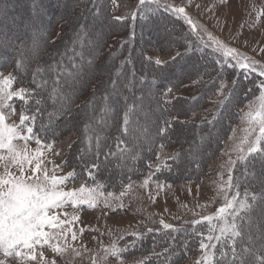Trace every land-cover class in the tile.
<instances>
[{"label": "rangeland", "instance_id": "374dc122", "mask_svg": "<svg viewBox=\"0 0 264 264\" xmlns=\"http://www.w3.org/2000/svg\"><path fill=\"white\" fill-rule=\"evenodd\" d=\"M43 1L45 2H41L40 0H0V50L1 48L3 50H14V44L16 43H12L14 41H23V48L20 51L21 55L16 56V58H20L18 61H22V64L18 66L19 70L23 72L24 68L30 67L31 57L38 64L35 70L37 73L32 76V79L43 93V107H46L45 111L41 110L44 118H42L43 121L39 127L48 133L55 130V128L62 129L67 127L64 123L66 115L70 111L68 108L70 107L68 103L69 99L74 94H79V89L84 85L86 88L88 81L85 76L87 75L88 77V73L92 77V80L102 81L107 78V82L104 85L106 88L96 100L93 102L86 101L89 103L81 110L83 113L78 111L79 114L82 113L81 116L85 122L81 125L75 124V127H81L82 137L91 141V143L93 141V144L86 143L84 150H80L81 144L78 143V145H75L72 159L76 164L79 161H84V164H88L90 159H93L94 162H99L98 173H93L96 178L95 180L89 178L87 181L79 180L77 179L80 176L79 173L75 179H69L63 186L67 190L79 188L82 184H87L90 187H94L96 184H102L103 188L100 190L103 191L104 196L98 200L95 207L81 204L77 207L68 205L63 209L56 210L61 213V219H68L70 221L65 226V229L70 228L71 231L67 232L66 238L59 240L61 246L67 248V251L63 254L55 253L49 246H44L43 248H37V253L43 252L44 260H41L39 255L36 261L20 262L15 258L5 260L2 253H0V260H5V264H53V261L55 264H94V261L95 264H140L142 259L140 256L127 257L122 254L120 257H116L106 253V250L110 253L113 243L122 249V247H125L128 239L137 237L149 229L161 230L164 228L159 223L161 220L166 224L177 227L182 223H193V221L201 220L202 217L212 216L219 207L226 203L225 197L231 200L237 190L240 193L237 199H244L245 193L240 189V186H238V189L235 186L237 176L240 173H244L248 163L239 160L240 153L235 150V146L238 144L240 138L244 136V132L242 131L245 127V123L242 120L243 113L248 111V105L255 97L242 107L241 113L237 114L238 116L235 114V124L233 123L229 126V135L225 139L223 147L216 151V155L208 163L206 162L207 164L205 163L204 177L202 179H190L179 182H165L162 179H155L154 174L157 166L166 165V162L175 155L176 150L174 146L163 145V148H161L160 145L156 147L154 160L150 162V166H148L149 170L144 172L143 176L126 180L118 187L110 189L109 185L118 184L117 181L113 182L114 179L122 177V175L129 173L131 170H135L137 167H134L128 161V157L130 156H127L126 159L112 158L109 154L106 159L102 157L100 144L99 149H97V133L100 136L104 133L105 128L110 125L115 129L118 112H124L127 108L128 101L132 102L134 109L129 113L132 121L130 125L136 129V133L131 132L129 137L131 140L134 139L137 145L142 146L140 149L138 147L135 148L132 157L138 152H148L151 149L150 147L154 141V137L156 138V135H158L153 125L160 117V114H158V111L152 113L153 109L157 107V103L151 99L152 92L146 89L147 87L141 82V79L138 78L133 86L127 81L126 73L128 69H124L122 72L119 69L118 63H116L118 59H116L115 63L111 62L110 64L106 62L109 58L102 61L101 57L106 55L105 52L112 53V50L110 51L108 49V45L106 46L107 49L103 45V37L107 31L114 28L113 25H110L104 19L105 12L102 6L95 7L98 12H88L86 10L87 5L83 3L81 8H84L85 11L82 15L74 19V21H71L73 20L77 7L82 3L81 0ZM111 2L113 5V15L116 18H129L133 17V14L135 16L140 15L141 17L147 16L151 12L153 14L157 9L169 13L178 19V22L184 28L183 40L187 41V47L190 50L197 51L189 53L185 58V63H189L186 64L187 66L183 71V68H178V70L182 71L178 73L179 75L196 70L199 64L200 66L204 65L206 68L208 62L204 59L199 60L198 55L200 53L198 52L216 55L217 61H221V63H218V67H221L224 60L223 55L221 52L214 50L215 45H213L209 34H211L212 38L222 42L227 47L235 48L239 53L247 55L252 60L258 62L256 72L236 68H233V70H241L242 73L248 74L250 72L254 75H259V70L264 68V0H159L160 6L150 2V0H146L143 6L140 5V0H111ZM50 4H54L55 6L52 7L59 9L62 14L67 13L66 16L72 25L71 27H65V31L67 29L72 31L70 32L72 39L68 42H62V45L52 46V49L56 53L55 56L51 55L52 59L49 60L53 76L46 78L44 72L40 70L44 62L41 60L40 63L36 56L48 50L44 38L48 25L44 24L46 23V19L43 18L39 20L41 24L38 23L39 31H32L28 26L33 24V20L30 21L28 15L34 7H37L38 10L36 11L39 13V17L48 16L51 13V8H46V6L48 7ZM165 5L183 7L185 13L177 14L171 8L166 9L164 7ZM40 12L44 13L42 14ZM84 13L86 14V19H84ZM185 14L196 25L195 32H193L191 25L184 19ZM144 20L147 21V19ZM162 22H155L156 26L158 23L160 24L156 28H153L149 22L142 25L141 29L143 30H140V36L157 45L163 44V41L168 42L169 38L165 37L174 35L173 28L165 21ZM165 24L167 25L164 26ZM147 28L149 29L148 31H146ZM122 39L123 36H119L117 42H121ZM35 53L38 55H35ZM148 54V57L155 62L159 59L163 63L165 60L173 57L176 52L164 54L159 51H149ZM58 57L61 58L59 59ZM10 59L9 56L7 61H12ZM68 60L74 66V71H69V68L64 65V62ZM102 63L105 64L103 65ZM229 63H234V61H231L229 58ZM9 74V70L0 69V76H7ZM163 75L166 79L167 75ZM211 77H213V74ZM187 78L184 77V79ZM176 79L178 78L170 77L168 80L175 81ZM44 81H46V84L41 86ZM46 85H48L47 88ZM230 86L231 81L227 79H221L215 88L212 85L207 86L208 91L204 93V99L205 101L207 99V104L209 105L189 113L188 120L200 122L205 118H211V113L216 111L217 107L223 103ZM20 87L21 85L14 84L13 90H17ZM142 88L144 89L143 91H141ZM30 90L36 91L34 87H30ZM137 93L139 97L143 95L144 98L135 99L134 97ZM176 93L189 98L197 95L195 90L190 89L180 90ZM86 95L84 94V96ZM41 101L37 104L36 109L34 106L30 108H33L36 112L39 109L38 105L41 107ZM20 102L17 98H13V101H11L16 109L15 114L12 113L11 109H5L8 123L19 124L21 109L26 108L27 110L28 108L27 105L25 107L19 105ZM54 113H57L58 120H61L60 123L57 118L54 119ZM26 114L29 113L26 111ZM76 116L78 117V115ZM138 116L142 117L143 120L140 122L135 121V118ZM225 117L226 114L224 113L223 120H225ZM68 120L67 122L71 123V116ZM26 125L29 126L28 124ZM221 127H223L221 124L218 128L214 127V134L203 135L199 139L193 140L194 142L191 148L186 149L181 154L178 161L179 165L175 166L177 173L182 174V176L184 175L183 178H185L188 172L196 173L200 170V167H198V163L200 165L201 161L199 156L203 153L200 152L199 148L201 149L204 146L206 148L208 147L206 150L207 153L215 152L216 147L213 148L214 136L219 129H222ZM177 131L180 132V130ZM190 133H192L191 130L187 132V135L190 136ZM75 140L76 133L70 131L69 133L64 132L59 139L51 142L40 140L41 145L37 144V137L34 135L27 144L29 151L43 146L44 167L48 169L50 174L63 176L75 169V166L66 158L67 149ZM17 143L23 146L24 141H17ZM47 145L52 146L50 150L46 147ZM93 145L96 148H92L91 146ZM97 155L98 157H96ZM240 168L241 171L238 173ZM229 170H231L233 176L232 184L234 186L232 188H228L227 186ZM2 171L3 168L0 167V172ZM11 171L19 174L15 168H12ZM107 178L109 182H107ZM146 180L148 181L147 185L144 183ZM106 185H108V188H106ZM260 190L264 191V183L261 185ZM108 193L112 195L109 196ZM259 208L260 210L263 209L262 211L264 212V200L261 202ZM65 212L68 213L67 217L63 215ZM73 216H77L78 219L73 220ZM261 218L263 220L264 215ZM227 219L231 223L232 217L228 216ZM203 222L208 225V228L211 227L207 221ZM222 223L223 221H212V224L216 225L214 235H219V225ZM254 226L256 229L252 232L254 233L256 230L260 236L255 248H261V244L264 245V222L260 227L254 224L251 228ZM259 228L260 231H258ZM249 230L247 229L243 235L246 233L249 234ZM72 232L76 234L75 240L72 239ZM207 235H209V232L205 234L204 238ZM257 236L255 234L253 239H256ZM125 239L127 240L123 242ZM225 239L228 238H222L217 244V248L215 249V262L221 258V251L228 255L232 252V246L224 244ZM236 239L238 237L235 238V241ZM53 242L55 243L56 241ZM205 242L208 243L206 239ZM211 243L217 242L213 240ZM228 244L232 245L231 239ZM244 248L249 250L250 246H236V253L238 254ZM76 253H79V255ZM106 254L107 259H104ZM203 254V251L199 247L198 251L191 253L182 264H197ZM255 257L261 258L264 257V254L261 253Z\"/></svg>", "mask_w": 264, "mask_h": 264}, {"label": "trees", "instance_id": "16d2710c", "mask_svg": "<svg viewBox=\"0 0 264 264\" xmlns=\"http://www.w3.org/2000/svg\"><path fill=\"white\" fill-rule=\"evenodd\" d=\"M41 2H45L40 0ZM81 5L77 7V10L74 12L75 15L73 20L76 19L79 15H82L85 11L82 7V4L87 5L86 10L88 12L94 11L98 12L95 8L96 6H102L105 12L106 21L113 25L110 31H107L103 37V45H108V49L110 52H105L106 55L101 57L102 61L109 58L106 62L107 64L115 63L116 59H118L119 69L123 72L124 69H128L127 71V81H129L132 86L135 85V81L139 78L141 82L146 85V89L151 90V99L157 103V107L153 109L154 111H158L160 117L157 121L154 122V127L156 128L157 134L156 138L154 137V141L151 145V149L148 152H138L133 157V152L135 148L142 147L141 145H137V142L134 139H130L129 134L131 132L136 133V129L133 128L130 123H132L131 118L128 117L129 122L125 126L124 124V113L127 111L130 113L133 108V103L128 101L127 108L124 112L119 113L116 116V128L110 125L105 128L104 133L100 136L97 133V137H99V144L101 155L106 159L108 156H112V158L117 157L116 159L127 158L130 161L131 165L137 167L135 170H131L129 173L122 175V177L118 179H114L113 182H118L117 185H109L110 189L118 187L121 183L126 180L136 179L144 175V172L149 170L148 166H150V162L154 160V153L156 152V147L160 145L165 146H174L175 147V155L166 162L165 167L159 168V170L155 171L154 178L162 179L165 182H179V181H188V180H198L204 177V165L209 162L216 155V151L223 147L224 141L229 135L228 129L229 126L233 123L235 124L237 114L241 113L242 107L252 98L256 97L259 94V85L262 81H264V77L260 75H254L253 73H242V71L233 70V67H229L224 64V66L218 67L217 57L213 54H205V52H198L199 60H206L208 65L206 68L204 65L199 64L198 68L191 72H186V74L179 75L185 67L187 66L185 63V58L189 55V53L197 52L196 50H190L187 47V41L183 40V25L178 22L174 16L169 13H166L162 10H155L152 14L149 13L147 16H135L117 19L113 15V5L111 0H81ZM54 4L46 6V8H51V13L48 16L39 17L36 10L37 7H34L28 17H30V21L33 24H30L28 27L32 31H39V20L43 18L46 19L47 30L45 32L44 38L46 46L48 47L47 52L43 54L40 53L36 58L40 61L43 60V64L40 67V70L44 72V76L50 77L53 76L51 72V63L50 59H52L51 55L55 56V52L52 49V46L62 45V42H68L72 39V35L68 29L65 31V27H71V22L67 18V13H61L59 9ZM81 8V9H80ZM93 8V9H92ZM92 9V10H91ZM46 10V9H45ZM44 13V12H40ZM33 17V18H32ZM86 14L84 13V19H86ZM144 19H147L144 20ZM161 19V20H160ZM165 21L168 23L171 28H173L174 35H170L168 42L163 41V44L157 45L149 42L147 39H144L140 36V30L142 25L147 24L149 22L153 28H156L155 22ZM154 22V23H152ZM163 23V22H162ZM41 24V23H40ZM155 27H154V26ZM163 25V24H162ZM165 24L164 26H166ZM133 26V27H131ZM147 26V25H146ZM164 26H161L162 28ZM146 28V27H145ZM165 28V27H164ZM169 29V28H168ZM149 29L147 28L146 31ZM158 30V28H157ZM168 31V30H167ZM182 34V35H181ZM119 36H123L121 42H117V38ZM23 41L13 42L14 50H0V69L1 70H9L10 74L16 77L15 85H21V87H34L36 89V95L30 99L27 104V112L28 115L34 116V120H29L26 122L29 126L33 128L34 135L42 141H54L55 139H59L64 132L74 131L76 133V140L73 144L67 149L66 158L69 160L71 164L75 166L74 171L76 175L80 173L79 180L87 181L89 177V170L97 174L100 163L94 162L93 159L89 160L88 164H84V161H79L77 164L74 163L72 159L74 154V146L81 144V149L84 150V146L86 143L90 145L93 144V141H88L87 139L82 137L81 127H75V124L81 125L85 120L82 118L81 114L83 113V107L89 103L96 100V98L102 93V91L106 88L105 82H107V78L102 81L100 80H92V77L87 75L85 76L88 81L87 86L85 85L79 89V94L73 95L69 99L68 107L70 111L66 115L65 123L67 127L65 128H55L52 132L48 133L45 130H42L39 125L43 121L44 114L41 110L45 111L46 107H43V93L40 91L38 85L33 81L32 76H34L37 71L36 68L38 64L34 62V58L31 57L30 67L24 68L23 72L19 70L18 60L19 57L16 56L21 55V49L23 48ZM67 46V45H66ZM65 49V47H63ZM107 49V48H106ZM138 51V53H136ZM149 51H159L164 54H168L171 52H176V54L165 60L161 64H157L154 60L148 57ZM58 54V53H57ZM148 54V55H147ZM35 55H38L35 53ZM136 55V56H135ZM10 56V62L7 61V58ZM59 59L61 57H58ZM196 63V62H195ZM103 65L105 63H102ZM64 65L69 68V71H74V66L68 60L64 62ZM177 67V68H175ZM42 68V69H41ZM178 68H183L182 71L178 70ZM218 68V69H216ZM212 69V70H211ZM35 71V72H34ZM76 71V70H75ZM114 73V72H113ZM163 74H166V79ZM213 74V77L210 76ZM109 75V74H108ZM178 75V77H176ZM199 75V76H198ZM198 76V77H197ZM170 77L178 78L175 81L168 80ZM184 77H188L184 79ZM197 77V78H196ZM221 79H227L231 81V86L229 87L228 93H226L225 99L223 103H221L216 111L211 113V118H205L200 122H192L189 119V113L193 112L196 109H200L207 104V99H204V93H207V86H213V88L217 87L218 83ZM85 80V79H84ZM60 82V79H59ZM240 84V87H239ZM244 85V86H241ZM48 85H46L47 88ZM100 86V87H99ZM171 88V92L168 89ZM87 89V90H85ZM195 90L197 95L193 98H189L187 96H181L179 93H176L180 90ZM144 89L142 88L141 91ZM86 91V92H85ZM84 94H87L84 96ZM74 96H76L74 98ZM138 100V98H144L143 95H138V93L134 97ZM36 100L41 101V107L38 105V110L35 112L31 106L37 108ZM19 101V100H18ZM89 101V102H86ZM16 102V100H15ZM46 104V103H45ZM19 105L26 106L22 101ZM47 106V104H46ZM159 110H158V109ZM129 109H131L129 111ZM78 111L82 113L79 114ZM73 112V113H72ZM72 113V115H71ZM78 113V114H77ZM226 114L225 120H223V114ZM236 114V116H235ZM78 115V117L76 116ZM54 119L57 118V113H54ZM71 116V123L69 121V117ZM235 116V120H234ZM81 118V119H80ZM83 120V121H82ZM142 117L138 116L135 118V121L140 122ZM223 122H222V121ZM165 121H168V124L165 125ZM60 123L61 120H58ZM222 125V129H219L217 134L214 136L215 141L213 144V148L216 147L215 152L207 153L206 150L208 147L202 146L200 150L203 153L199 158L201 159L200 165L198 163V167L200 170L198 172H188L183 178L182 174L177 173L175 170V166L179 165L178 161L181 157V154L186 151V149H190L193 145V140L199 139L203 135L214 134V127L218 128L219 125ZM65 126V125H64ZM125 127H127V131H125ZM166 128L167 130L163 133L159 132L160 128ZM180 128V129H179ZM64 130V131H63ZM177 130H180L178 132ZM191 130L190 136L187 135V132ZM121 141L123 143H121ZM143 144V143H142ZM144 145V144H143ZM264 146V143H262ZM92 148H96L94 145ZM91 148V149H92ZM211 149V147H210ZM212 150V149H211ZM93 151V150H92ZM79 154V153H78ZM205 155V156H204ZM204 156V157H203ZM98 157V155L96 156ZM112 162L111 159H109ZM104 162V161H102ZM206 163V164H207ZM247 168L244 173H240L237 176L236 185L240 186V189L245 193L247 191L249 193V203L252 204L251 210L247 212H241L236 218V224L239 226L242 235L240 238L236 239V246H250L249 251H239L237 254L238 260L237 264H239V260H243L245 264H260V258H257L258 254H264V245L261 244V248H255L257 243L259 242L260 236L259 233L255 230V228H251L252 225L262 226L264 219L262 220V216L264 212L260 210V205L263 200L252 201L251 194L256 193L258 196L263 193L261 191V185L264 183V154H254L247 160ZM96 164L98 168H92L91 165ZM89 165V167H88ZM87 166V167H86ZM89 168V170H88ZM195 168V166H194ZM87 172H86V171ZM241 171H238V173ZM179 172V171H178ZM237 173V174H238ZM127 176V178H126ZM96 178V177H95ZM107 182L108 178H107ZM108 188V185H106ZM247 229L249 230V234H244ZM260 231V228L259 230ZM209 232L208 225L204 222L199 224H193L190 222L182 223L181 225L174 227L173 229H165L161 230H147L144 233H141L137 237H133L132 239H125L123 242L127 240L125 247H122V253L124 256L133 257L140 256L142 257L140 264H182L187 257L193 253L197 252L199 249V245L201 239L204 238L205 234ZM203 234V235H201ZM257 234V238L253 239V236ZM227 246L230 239L224 240ZM251 256V257H250ZM233 257L232 252L230 255L226 254L225 257H221L216 260V264H232ZM259 262V263H258Z\"/></svg>", "mask_w": 264, "mask_h": 264}, {"label": "snow or ice", "instance_id": "6c2138e0", "mask_svg": "<svg viewBox=\"0 0 264 264\" xmlns=\"http://www.w3.org/2000/svg\"><path fill=\"white\" fill-rule=\"evenodd\" d=\"M145 2L146 0H140V5L143 6ZM150 2L160 6L159 0H150ZM164 7L166 9L171 8L177 14L185 13L183 7H172L170 5ZM133 18H135V14H133ZM184 19L195 32L196 25L191 18L185 14ZM209 37L215 45L214 50L221 52L223 55L224 60L221 66L227 64L229 67L236 69L257 71V61L239 53L235 48L227 47L222 42L212 38L211 34H209ZM229 58L234 63H229ZM156 63L161 64L162 61L157 59ZM217 63H221V61H217ZM17 64L18 66L21 65L22 61H18ZM259 75L264 76V68L259 70ZM15 81L16 77L12 74L0 76V167L3 168V171L0 172V253L3 254L5 260L15 258L20 262H27L36 261L38 255L41 260L45 259L43 252L37 253L38 247L49 246L53 252L59 254L67 251L66 247L61 246L59 240L66 238L67 232L71 231L70 228L65 229L70 221L61 219V213L57 212V209H63L68 205L77 207L81 204L95 207L98 200L104 196V193L100 190L103 188L102 184H96L94 187L82 184L79 188L66 190L63 186L69 179L76 178L75 171H70L63 176L50 174L48 169L44 167L43 146L29 151L27 142L33 138L34 133L33 128L27 126L26 122L34 120L35 117L26 114V108L21 109L19 124H10L5 115V109H11L12 113L15 114L16 109L11 103L13 98H17L27 105L36 93L35 90L26 87L13 90ZM43 84H46V81L42 82L41 86ZM168 91L171 92V88ZM35 103L39 104L40 100H36ZM128 117L129 113L126 111L124 113L125 126L129 122ZM242 120L245 123V127L242 129L244 136L240 138L235 150L240 153L239 160L247 162L248 158L254 154H264V146H262V143H264V81L259 85V94L250 101L248 111L243 113ZM164 123L167 125L168 121ZM124 130L127 131V127ZM166 130L162 127L159 132L163 133ZM96 139L97 149H99V137ZM17 141H24L23 146L19 145ZM36 142L41 145L39 138ZM121 143L123 142L121 141ZM46 147L50 150L52 146L47 145ZM161 148H163V145H161ZM161 166L166 165H158L157 170ZM12 168L17 169L19 174L11 171ZM92 168H98V165L93 164ZM88 174L90 178L95 180V176L90 170ZM232 180L233 176L231 170H229L228 188L234 186ZM144 183L147 185L148 181L146 180ZM235 187L238 189V185ZM108 195L111 196L112 194L108 193ZM239 195L240 193L237 190L231 200L225 197L226 203L219 207L214 215L202 217L199 221H193V224L207 221L211 225L209 235L201 239L199 247L204 254L197 264H216L215 249L222 238L232 240V264H237L235 238L241 236L242 233L235 221L241 212H247L252 208V204L249 203V193L245 191L242 200L237 199ZM258 199L264 200V193L259 196L256 193L251 194L252 201ZM63 215L67 217L68 213L65 212ZM228 216L232 217L231 223L228 222ZM72 219L76 220L78 217L73 216ZM213 220L223 221L219 225V235L213 234L216 229V225L212 224ZM159 223L165 229L174 228L173 225L166 224L163 220ZM72 239H76L75 232H72ZM205 239L208 243L205 242ZM213 240L217 243H211ZM122 251L113 243L110 253L108 250H106V253L120 257ZM244 251L249 250L245 248ZM76 254L79 255V253ZM225 256L226 253L221 251L220 257ZM104 259H107V254ZM5 260H0V264H5ZM53 264H55L54 261ZM239 264H245V262L241 259ZM260 264H264V257L260 258Z\"/></svg>", "mask_w": 264, "mask_h": 264}, {"label": "bare ground", "instance_id": "6f19581e", "mask_svg": "<svg viewBox=\"0 0 264 264\" xmlns=\"http://www.w3.org/2000/svg\"><path fill=\"white\" fill-rule=\"evenodd\" d=\"M204 157V156H203Z\"/></svg>", "mask_w": 264, "mask_h": 264}]
</instances>
